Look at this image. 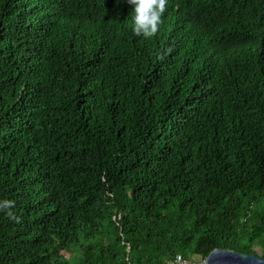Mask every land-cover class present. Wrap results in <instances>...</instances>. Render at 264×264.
Returning <instances> with one entry per match:
<instances>
[{
    "label": "trees",
    "instance_id": "trees-1",
    "mask_svg": "<svg viewBox=\"0 0 264 264\" xmlns=\"http://www.w3.org/2000/svg\"><path fill=\"white\" fill-rule=\"evenodd\" d=\"M132 12L0 0V264L264 258V0Z\"/></svg>",
    "mask_w": 264,
    "mask_h": 264
},
{
    "label": "clouds",
    "instance_id": "clouds-1",
    "mask_svg": "<svg viewBox=\"0 0 264 264\" xmlns=\"http://www.w3.org/2000/svg\"><path fill=\"white\" fill-rule=\"evenodd\" d=\"M133 6L132 20L129 19V27L136 37L150 39L155 37L164 22V16L168 8V0H127ZM249 35V32H247ZM189 40L186 39V43ZM16 202L10 199L0 200V212L4 213L10 220L20 223L21 218L13 211ZM164 264H188L181 253L164 261Z\"/></svg>",
    "mask_w": 264,
    "mask_h": 264
},
{
    "label": "water",
    "instance_id": "water-1",
    "mask_svg": "<svg viewBox=\"0 0 264 264\" xmlns=\"http://www.w3.org/2000/svg\"><path fill=\"white\" fill-rule=\"evenodd\" d=\"M205 264H264V258L255 254H247L231 249L219 248L213 250Z\"/></svg>",
    "mask_w": 264,
    "mask_h": 264
},
{
    "label": "built area",
    "instance_id": "built-area-1",
    "mask_svg": "<svg viewBox=\"0 0 264 264\" xmlns=\"http://www.w3.org/2000/svg\"><path fill=\"white\" fill-rule=\"evenodd\" d=\"M188 261V264H205L206 260L203 257H199V258H194V257H190V258H185Z\"/></svg>",
    "mask_w": 264,
    "mask_h": 264
},
{
    "label": "rangeland",
    "instance_id": "rangeland-1",
    "mask_svg": "<svg viewBox=\"0 0 264 264\" xmlns=\"http://www.w3.org/2000/svg\"><path fill=\"white\" fill-rule=\"evenodd\" d=\"M65 255H68L67 253H65ZM194 258H199V257H201L200 255H195V256H193Z\"/></svg>",
    "mask_w": 264,
    "mask_h": 264
},
{
    "label": "bare ground",
    "instance_id": "bare-ground-1",
    "mask_svg": "<svg viewBox=\"0 0 264 264\" xmlns=\"http://www.w3.org/2000/svg\"><path fill=\"white\" fill-rule=\"evenodd\" d=\"M205 260H206V258H205Z\"/></svg>",
    "mask_w": 264,
    "mask_h": 264
}]
</instances>
